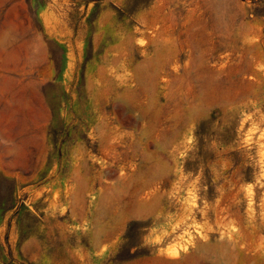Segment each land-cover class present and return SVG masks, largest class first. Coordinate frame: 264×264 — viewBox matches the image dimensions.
Returning a JSON list of instances; mask_svg holds the SVG:
<instances>
[{"label":"rangeland","instance_id":"obj_1","mask_svg":"<svg viewBox=\"0 0 264 264\" xmlns=\"http://www.w3.org/2000/svg\"><path fill=\"white\" fill-rule=\"evenodd\" d=\"M0 264H264V0H0Z\"/></svg>","mask_w":264,"mask_h":264}]
</instances>
